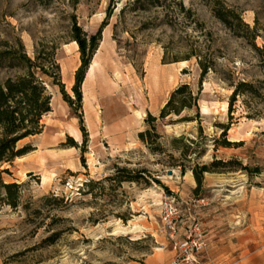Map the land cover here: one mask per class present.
<instances>
[{"label": "rangeland", "instance_id": "1", "mask_svg": "<svg viewBox=\"0 0 264 264\" xmlns=\"http://www.w3.org/2000/svg\"><path fill=\"white\" fill-rule=\"evenodd\" d=\"M131 1L0 0V49L16 37L31 58L53 47L71 98L80 64L69 38L72 17L93 33L111 11L80 106H70L48 80L52 103L42 132L20 143L34 149L4 165L3 180L21 187L16 207L0 200V264H139L151 254L162 264H264V0H222L256 30L257 48L213 15L212 0H183L188 17L158 8L121 12ZM198 56L208 68L198 100L206 139L190 161L173 152L176 164H186L181 172L168 165L170 137L198 136L197 121L155 122L165 154L150 152L137 135L178 84L198 91ZM15 72L4 62L0 82ZM240 81L257 93L237 95L229 118ZM221 124L235 143L213 147ZM215 159L228 163L211 166L195 191L190 167ZM237 162L259 171L248 173ZM116 167L132 175L146 169L160 184L105 181ZM168 203L172 227L163 223Z\"/></svg>", "mask_w": 264, "mask_h": 264}, {"label": "trees", "instance_id": "2", "mask_svg": "<svg viewBox=\"0 0 264 264\" xmlns=\"http://www.w3.org/2000/svg\"><path fill=\"white\" fill-rule=\"evenodd\" d=\"M213 15L226 26L235 36L247 38L255 47V38L257 32L254 28H250L247 23L242 20L241 14L233 8L225 5L222 0H212ZM133 10H148V8L163 9L165 14L171 11L183 12L184 17H188L191 13L190 8H186L183 0H132L124 7ZM111 11L107 13L99 27L93 33L85 32L80 25L77 24L75 17H72V22L69 29V38L77 44L79 52L80 64L74 74V83L72 85L73 98L68 96L64 91V86L60 82V66L54 57V50L51 47L48 50H37L34 57L27 55L24 45L20 38L16 37L13 43L9 44L4 41V48L0 49V66L5 62L7 67L16 70L12 76H7L0 82V200L6 202L12 207H16L20 198V184L16 182H5L2 178V173L7 172L8 168L4 165H11L15 159H20L21 156L30 152L34 147L29 144H20L25 139L35 136L42 132L44 124L42 118L45 114L51 111V95L47 90V81L58 84L64 99L71 106L76 102L81 104V84L83 83L85 73L99 50L102 42L103 29L108 25ZM117 23L114 24V27ZM115 39V32L113 34ZM198 64L200 66L199 89L193 92L188 83L178 84L169 94L159 111V115L153 116L148 114L145 119L147 127L138 132V139L154 154H165L164 145L160 141L161 136L157 131L156 121L170 119L174 122H191L198 123V136L189 137L184 134L171 136L169 145L171 152H167L169 156L168 165L179 166L180 171L184 172L186 164H176L173 152L177 151L183 161H190L192 157L199 156L203 152L200 147L205 136L201 135L200 114H199V93L201 91V81L208 72L206 64L198 56ZM244 93L255 94L256 89L251 83L240 81L234 85L228 101L229 118L233 111L232 106L236 101L237 95ZM73 99L75 101H73ZM193 110V114H183L185 111ZM172 116H177L171 119ZM221 138L213 139V147L221 144L224 147L230 146L235 142L227 140L226 131L227 125L221 124ZM71 146H75L72 143ZM199 148V149H198ZM228 161L212 160L210 165L195 164L190 167L196 181L195 191L202 185L203 174L210 172L213 165L225 166ZM240 169L248 173L258 172V168L251 169L247 165H242L237 162ZM139 173V174H138ZM137 174L132 175L125 167H116L113 175L107 176L105 181H139L148 184L149 181L160 184V181L149 175L146 169L139 170ZM89 183V182H88ZM91 183V182H90Z\"/></svg>", "mask_w": 264, "mask_h": 264}, {"label": "built area", "instance_id": "3", "mask_svg": "<svg viewBox=\"0 0 264 264\" xmlns=\"http://www.w3.org/2000/svg\"><path fill=\"white\" fill-rule=\"evenodd\" d=\"M175 215V209L173 208L172 204H165L164 207V214H163V223L165 226L172 227L173 218ZM196 249L199 248L198 245H196V242L193 241Z\"/></svg>", "mask_w": 264, "mask_h": 264}, {"label": "crops", "instance_id": "4", "mask_svg": "<svg viewBox=\"0 0 264 264\" xmlns=\"http://www.w3.org/2000/svg\"><path fill=\"white\" fill-rule=\"evenodd\" d=\"M139 264H162L161 260L156 258L154 254L148 255Z\"/></svg>", "mask_w": 264, "mask_h": 264}, {"label": "water", "instance_id": "5", "mask_svg": "<svg viewBox=\"0 0 264 264\" xmlns=\"http://www.w3.org/2000/svg\"><path fill=\"white\" fill-rule=\"evenodd\" d=\"M172 172H173V171H172L171 169H168V170H167V174H169V175L172 174Z\"/></svg>", "mask_w": 264, "mask_h": 264}]
</instances>
